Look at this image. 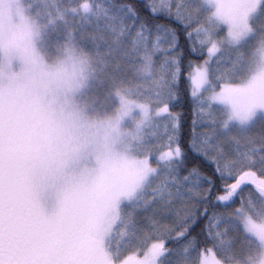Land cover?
I'll return each instance as SVG.
<instances>
[{
    "label": "snow or ice",
    "instance_id": "1",
    "mask_svg": "<svg viewBox=\"0 0 264 264\" xmlns=\"http://www.w3.org/2000/svg\"><path fill=\"white\" fill-rule=\"evenodd\" d=\"M17 0H0V17ZM129 122L132 162L70 247L0 227V264H264V0H26ZM190 98L185 133L175 109Z\"/></svg>",
    "mask_w": 264,
    "mask_h": 264
},
{
    "label": "rangeland",
    "instance_id": "2",
    "mask_svg": "<svg viewBox=\"0 0 264 264\" xmlns=\"http://www.w3.org/2000/svg\"><path fill=\"white\" fill-rule=\"evenodd\" d=\"M17 0L0 17V227L31 242L78 243L105 213L132 162L129 122L94 103L88 69L45 34ZM54 76L40 69L61 66ZM2 222V223H1Z\"/></svg>",
    "mask_w": 264,
    "mask_h": 264
},
{
    "label": "trees",
    "instance_id": "3",
    "mask_svg": "<svg viewBox=\"0 0 264 264\" xmlns=\"http://www.w3.org/2000/svg\"><path fill=\"white\" fill-rule=\"evenodd\" d=\"M177 112H180L183 114V125H184V129H185V133H187L188 131H190V126H191V121H192V105L190 103V98H185V100H183L181 102L180 105L177 106V108L175 109ZM2 223V222H1ZM1 227H9L13 230H15V227H13L11 224H6L4 223ZM16 232V230H15ZM21 239L25 240V241H29L31 242V238L32 237H28L27 234H24V232H16ZM48 245H53L56 247H67L65 244H63L62 242L59 241H52L50 243H47ZM77 243L71 244L70 246H73ZM68 246V247H70Z\"/></svg>",
    "mask_w": 264,
    "mask_h": 264
},
{
    "label": "clouds",
    "instance_id": "4",
    "mask_svg": "<svg viewBox=\"0 0 264 264\" xmlns=\"http://www.w3.org/2000/svg\"><path fill=\"white\" fill-rule=\"evenodd\" d=\"M75 54L72 53V52H68V60L71 61L72 57L74 56ZM62 67L63 65L61 66H44L40 69V71L48 74V75H51V76H54L56 73H58L59 71L62 70Z\"/></svg>",
    "mask_w": 264,
    "mask_h": 264
}]
</instances>
